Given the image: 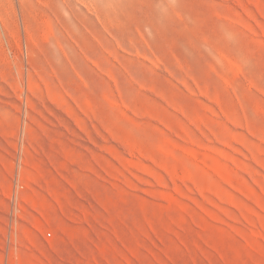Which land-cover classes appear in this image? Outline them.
Here are the masks:
<instances>
[{"label": "rangeland", "instance_id": "374dc122", "mask_svg": "<svg viewBox=\"0 0 264 264\" xmlns=\"http://www.w3.org/2000/svg\"><path fill=\"white\" fill-rule=\"evenodd\" d=\"M88 2L0 0V264H264V0Z\"/></svg>", "mask_w": 264, "mask_h": 264}, {"label": "bare ground", "instance_id": "6f19581e", "mask_svg": "<svg viewBox=\"0 0 264 264\" xmlns=\"http://www.w3.org/2000/svg\"><path fill=\"white\" fill-rule=\"evenodd\" d=\"M80 1V0H79ZM84 3H87V1H89L88 3L89 4H94V3H98V4H100V3H103V2H107V1H112V0H82ZM125 1V0H124ZM36 2V1H35ZM11 4V3H10ZM6 5H8V4H6ZM13 5V4H12ZM5 7V6H4ZM13 7V6H12ZM6 10V9H5ZM4 10V11H5ZM12 10H13V8H12ZM14 11V10H13ZM15 13V12H14ZM13 13V14H14ZM15 15V14H14ZM24 25H25V23H24ZM25 28V27H24Z\"/></svg>", "mask_w": 264, "mask_h": 264}]
</instances>
